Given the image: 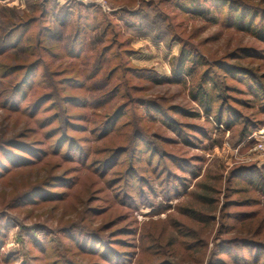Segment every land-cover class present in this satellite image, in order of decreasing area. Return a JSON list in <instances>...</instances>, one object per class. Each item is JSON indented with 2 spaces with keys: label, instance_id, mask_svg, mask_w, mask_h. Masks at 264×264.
I'll return each instance as SVG.
<instances>
[{
  "label": "rangeland",
  "instance_id": "rangeland-1",
  "mask_svg": "<svg viewBox=\"0 0 264 264\" xmlns=\"http://www.w3.org/2000/svg\"><path fill=\"white\" fill-rule=\"evenodd\" d=\"M251 1L257 6L264 7V0ZM45 4L48 13L42 16ZM176 4L177 0H0V40L20 21H30L32 17L34 19L28 27H23L22 30L19 29L14 33L15 41L23 33L21 34L23 42L14 48L12 47L14 44H10L11 48L5 51L6 54L0 55V68L5 73L7 67L18 64L19 61L27 60L33 63L28 78L29 87H24V91L29 92V98L26 101L19 99L22 109L27 106L30 108L38 98L53 93L55 88L51 86L50 79L56 82L62 79L66 74L58 73H61L63 69H70L68 75L71 71L81 68L88 69V72L92 70L93 66L99 63L98 58L102 47L110 45L106 59L103 61L104 69L92 81L100 87V90L91 91L88 87L80 89L78 85H75L64 90L59 89L58 92L63 97L65 95L92 97L104 93L107 89H112L121 80L129 78V87H122L120 94L109 104L113 109L112 106L126 103L125 114L117 125V129L109 132L104 139L98 138L99 132L90 133L89 124H87L86 131L73 129V131L69 130L70 134L82 139L81 145H84L85 149L88 151L92 149L89 164L93 159L102 157L104 147L113 149L116 146L128 145L136 123L145 132V137H153L154 133L159 134L160 137H155V147L150 149L146 148L143 139L138 140V150L142 151H138L135 156L140 157L139 159L135 157L132 161L130 158L132 150L121 154L112 168L116 169L117 174L113 172L115 170H110V173L103 176L92 165L83 167L74 160H65L62 155L65 146L59 156L50 157V163L45 169H42V166L49 161L48 158H45L46 160L41 164L26 165L23 169L8 164L7 167L12 168L9 171L3 169V175L0 178V217L3 213L7 214L5 218H0L2 223L0 264H70L71 261L76 264H166V262L173 263L179 259L183 261V264H208L211 259L214 263L222 260L225 264H241V262L234 261V255L237 253L246 254L252 259L249 252L250 246L238 239L241 236L236 231H229L231 225H240L241 220L224 215H221L220 219L219 213H216L213 214L216 215L215 220L196 222L186 215L181 207L194 203L197 199L195 194L182 193L170 200L166 199L163 194H158L154 199L155 203L151 200L131 205L123 202V193L127 190L131 189L133 194H139L140 184L137 174L155 178L161 175L162 169L175 168L174 161L164 156L166 153L174 152L178 157L187 156L191 159H196L193 157L197 154L205 155V161L199 162V165H202L201 175L191 181L188 188V190L193 188L196 193L198 190L197 186H194L195 182L202 180L209 170L220 169L225 177L235 167L264 164V151L255 148L254 136L236 143L237 131L223 130L214 134L217 142L209 143L208 149L202 151L199 150L200 148H189L182 141L170 142L169 138H178L177 133L172 131L162 119L151 120L145 106L134 107V104L130 102L129 95L139 96L158 104L162 111H165L176 122L205 123L204 113L201 118L196 119L171 111L175 106L186 107L189 110L199 107L191 96L190 83L154 84L136 74L124 72L122 62L125 61L126 64L127 61L129 65L153 69L161 78L170 76L172 71L170 58L172 55H178L182 45L180 40L171 37L170 31L172 34L177 33L184 39L197 44L200 51L209 55L211 59L220 58L225 62L245 67V69L260 72L255 69L259 67L262 69L261 72L264 71L262 59L249 55L245 59L234 58L235 48L242 45L264 51V43L255 39L254 35L234 30L233 27L225 24V13H218L219 24H211L198 16L181 13ZM124 7L131 10L142 8L141 11L148 14L146 17L142 15L143 17L132 18L121 11ZM65 11H70L72 15L67 19V24L63 26L55 16L58 12L63 16ZM157 11H161L160 14L163 16H156ZM81 13L84 17L78 19V14ZM174 13L177 15L174 16ZM164 16L166 20L163 19ZM104 19L105 21L99 27L98 22ZM107 19L113 24L117 23L116 28L120 30L115 45L112 43V31L113 29L117 31L115 27L111 28L109 35L108 33L103 35ZM127 19L139 25V28L127 26L125 22ZM79 23H89L88 32L78 33ZM42 31H44L43 34ZM82 34L84 45L77 42L75 48L78 50L76 53L80 50L83 52L79 57L67 55L68 42H72L74 38L80 41ZM156 36H158L157 39H155ZM121 41L124 44L121 45ZM125 47L132 49V53L124 54L123 57L120 56L121 53L117 55L120 49ZM33 50L35 53L32 52ZM204 69L205 67H202L201 71ZM114 70L113 77L109 78L108 75ZM214 70L213 77L218 83L217 92L221 90L231 95L232 98L230 97L228 103L237 109L233 112H237L238 117L251 116L257 109L251 108V104L250 106L241 105L237 101L242 99L247 102L250 99L249 101L260 106L264 101V81L263 85L260 83L261 89H258L259 96L257 97L249 92L248 85L243 81L234 76H223L226 73L229 75V72L217 68ZM24 73L26 71L17 72L10 78H15L18 82L24 77ZM87 75L81 80L89 85L91 82L86 79ZM0 80L9 81L8 78L2 76ZM108 80L110 83H107ZM233 88L236 91H233ZM123 93L129 95L125 96ZM47 99L33 114L32 108H27L25 113L15 112L11 108L0 109V148L1 145L8 148L12 143L11 139L21 138V141L28 142L43 138L46 130L39 128L38 132H35L39 127L38 121L52 111H59L64 107V104L62 107L59 105L57 107L56 102L53 103ZM220 102L217 101L215 106L217 107ZM50 105L52 107L47 109ZM67 105L69 113L72 114L88 113L91 116L94 112L93 107L85 109L79 104ZM104 110H107V107L104 106L95 111L98 113ZM257 116L264 117L261 114ZM125 122L128 124L120 126ZM26 124L32 126L34 130L25 131L22 127ZM205 124L209 126L208 123ZM242 126L243 119L241 118L235 128L239 130ZM263 131L264 126L254 133L258 134ZM25 134L26 136H21ZM150 140L153 141L152 138ZM45 146L47 148L49 146L48 149L51 150L53 140H49V144ZM153 149L162 151L161 156L152 157ZM5 159L6 155L0 149V160ZM150 159L152 163H149ZM58 165L61 168H57ZM133 165L137 167V173H134L135 175L129 180L127 178L124 183L121 177ZM156 166L157 169H155ZM47 173L60 178H52L48 186L33 192L29 198L24 197L22 202H17V197L26 193L39 176L47 175ZM117 177H119L117 182L110 183L111 179ZM231 179L233 182L228 187H224L225 190L223 188L226 198L221 195V201L243 199L247 195L244 192H237L246 187L242 184L244 180L235 176ZM127 182L134 183L135 187L127 186ZM51 192L56 194H51ZM231 203H229L231 206L226 208L228 213L259 211L258 219H260L256 220L253 227L255 229L259 228L258 225H264V202L250 206H232ZM169 204L171 206H168ZM261 218L263 223L259 224ZM221 224L227 226L223 228V231L220 230ZM191 227L197 229L203 237L201 241L204 245L200 248L191 247L188 242L190 240L184 235ZM262 227V233L258 236L259 238H256L260 241H264V226ZM173 236L178 237V243L171 247L169 243ZM243 237L247 235L243 234ZM232 238H236L237 242L233 244L229 241L233 246H229L226 253H221L223 248H218L216 245L221 239L224 241ZM170 253L173 255L171 256Z\"/></svg>",
  "mask_w": 264,
  "mask_h": 264
},
{
  "label": "trees",
  "instance_id": "trees-1",
  "mask_svg": "<svg viewBox=\"0 0 264 264\" xmlns=\"http://www.w3.org/2000/svg\"><path fill=\"white\" fill-rule=\"evenodd\" d=\"M176 5L180 8L181 13H186L188 14V16H198L202 20L207 21L211 24H219L220 18L218 13H225V24L233 27L234 30L251 33L252 35H254L255 39L264 43V7L255 5L251 0H177ZM43 6L44 9L42 12V16H45L47 15L48 11L46 4ZM141 10L142 8L139 10H131L127 7L121 9L123 13L132 18L136 16L146 17L148 13L142 12ZM160 13L161 11H157V13L155 14L158 17L163 16ZM70 15H72L70 11H65V14L63 16L58 12L55 17H57L58 21L63 26H65ZM176 15L177 14H175L174 16ZM82 17H84L82 13L78 14V19H82ZM258 17L259 19L257 20ZM163 19L166 20V16H164ZM29 20L30 21L25 22L20 21L10 31L2 36L0 40V55L6 54L5 51L11 48L10 44H14L12 46L14 48L15 46H18L21 44V42H23L24 39L21 35L23 33L18 36V39L16 41L13 39L14 33L19 29L22 30L23 27H28L34 19L32 17ZM129 20L130 19L125 20L127 26L137 29L139 28V25L134 23L132 20ZM104 21L105 19L98 22L99 27ZM107 21L108 22L104 28L103 35L106 33H108L109 35L111 33V28H116L117 23L113 24V22L108 19ZM88 26L89 23H79L78 33L83 32L84 34L85 32H88ZM82 29H84V31H82ZM43 33L44 31H42V34ZM170 33L171 37L177 38L182 43L178 55H172L170 58L172 65L170 76L161 78L157 75V72L155 70L146 67L140 68L129 65L127 61V65L125 64V61L122 62L123 65H121L123 66L124 72L136 74L151 81L154 84L190 83L191 96L193 100L197 102L199 107H195L189 110L186 107L175 106L172 107L171 111L178 112L180 114L196 119L201 118L204 113V122L208 123L209 126H207L205 123L176 122L174 121V119L170 118V116L167 115L165 111H162V108L158 104L139 96H131L129 95V92V94H123L125 96L129 95L130 102L134 104V107L140 108L145 106L146 112H148L147 115L151 120L158 121L159 119H162V121L166 125H168L170 129H172V131L177 133L178 138H169L168 140L170 142L182 141L189 148L195 147L200 148L199 150L204 151L205 149H208L209 143L214 144L215 142H217V139L214 138V134L218 131H237L238 139L236 140V143L242 142L246 139H251L254 132L264 126V117L260 118L259 116H257L258 114L264 115V101L260 104V106H257V104L249 101L250 99H247V102L242 99H238L239 101L237 102H239L241 105L250 106L251 104V108L254 107L255 110H257L253 111L251 116H240L243 119V126L239 130H237V128L235 127L238 124L239 119L241 120V118L238 117L239 115L237 112H233L237 109H235L234 106L228 103L232 98L231 95L228 92L225 93V91L221 92V90L217 92L218 83L214 79L213 74L215 72L214 69L216 68L221 71L225 70L226 72H229V75L226 73L223 74V76H234L238 80L243 81L248 85V88L250 90L249 92L258 97L259 90L261 89L260 83L261 85H263L264 81V71L261 72L262 69H259V67L255 69L260 72L245 69V67H242L238 64L225 62L220 58L211 59L209 55H206L205 53H202L200 51V48L197 44L184 39L183 37H181L182 35H179L177 33L172 34V31H170ZM83 34L80 38V41L79 39L77 41V39L74 38L72 42H68L69 45H66L68 50L67 55H74L78 57L80 56L83 50H80L78 53H76V51L78 50L75 47L77 42H79L80 45L83 44ZM112 35V43L113 45H115L117 43V37L120 35V30L117 29L116 31L115 29H113ZM157 37L158 36H156L155 39H157ZM120 44L122 45L124 44V42L121 41ZM109 49L110 45H104V47H102V52L98 58L99 63L97 65H94V68L89 72L88 69L81 68L77 71H71L68 75L67 73L70 69L65 68L63 69V71H61V73H58H63L62 75L66 74L64 75V77H62V79H58L57 82L54 81V79H50L51 86L55 88V91L53 93L47 94V96L38 98L30 107L33 109L32 114L40 109L42 102L47 98V101L50 100L53 103L56 102L57 107L58 105L62 107L63 104L64 107L60 108L59 111H52V113H49V115L42 117L38 121L39 127L36 128L35 132L37 133L39 128L46 130L43 138H38L36 140H31L28 142L21 141V138L11 139L10 142L12 143L8 148L4 145H1L2 147L0 149H2V151L5 153L6 159L4 161L0 160V178L3 175V169L5 171H9L12 168L7 167L8 164L13 165V167H19L23 169L26 165L28 166L41 164L48 158L49 161H47V163L42 166V169H45L50 163V157L59 156L62 153V149L64 146L65 151L62 155L65 160H74L80 163V165L83 167L92 165L94 169L103 176L106 175V173H110V170H115L113 172L117 174L116 169L112 168L119 160L121 154L131 152L132 150L130 156V158H132V161L135 160V157L138 159L140 158L135 156L138 151H142L138 150V140L142 141L143 139L147 149L155 147L154 139L155 137L160 138L159 134L154 133L152 134L153 137H145V132L143 131L141 126L137 125L136 123V127H134V131L130 137L128 145H122L118 147L116 146L113 149H111L110 147H104L102 157L93 159L91 164H89L92 149L90 148L89 151L85 149L84 145H81L82 139H79L69 132V130L73 131V129L78 131H86L88 128L87 124H89L91 126V128L89 129L90 133L94 134L95 132H99L98 138H100L101 140L106 138L109 132L117 129V125L125 114V109L127 107L126 103L119 104L118 106H112L113 109H111V106H109V104L111 103V100L113 98L120 94V90L122 87H129V78L121 80L120 83H117L112 89H107V91H105L104 93L94 95L92 97L81 95H65L63 97L60 96L61 94L58 92L59 89L64 90L66 88H69V86L75 85H78L80 89L88 87L91 91L100 90V87H97V85H95V83H92V81L95 80L99 76L98 74L101 72V70L104 69L103 61H105L106 54L108 53ZM235 49L236 50L233 52V54L234 58L236 59H245L246 56L249 55L257 57V59H262L264 61V51L262 49L247 45H242L239 48ZM32 52L35 53L34 50ZM131 53L132 49L125 47L124 49L121 48L120 52H118L117 55L123 57L124 54L129 55ZM53 54L55 53L53 52ZM10 57L12 56L10 55ZM26 61H19L18 64L7 67V69H5L6 73L0 68V76L9 79V81L7 82L0 80V109L11 108L15 112L23 113L27 111V108L30 109L29 106L22 109L19 100L22 98L24 101H26L29 98V92L24 91V87H29L28 78L31 72V68L33 67V63H31L30 61ZM202 67H205V69L201 71ZM20 71H26V73H24V77L21 80L17 82L15 78H10V76L12 77L15 73ZM114 72L115 70L112 71V73H110L108 77L110 76L109 78H111ZM198 72H200V75H198ZM50 73L51 72L49 71V75ZM86 74H88L86 79L91 82L89 85H86L87 83L82 82L81 80V78H83ZM109 80L107 81V83H110ZM232 90L236 91L235 88H233ZM22 91L23 94H21ZM20 95H22L23 97H20ZM217 101L221 102L216 107L215 104ZM67 104H79L85 109L87 107H93L94 112L91 116L88 113L72 114L69 113L70 111H68ZM104 106L107 107V110L100 111L98 113L95 111L98 108H103ZM51 107L52 106L50 105V107H47V109ZM127 124L128 122H125L120 126H125ZM28 125L29 124H26V126H23L22 128H24L25 131L34 130L32 126ZM26 134L21 136H26ZM150 138H152L153 141H151ZM51 139L53 140V148L51 149L52 151L48 149L49 146L48 148L45 146V144H49V140ZM152 151L154 152L152 157H154L155 155L161 156L162 154V151H158L157 149H153ZM164 156L174 161L175 168H164L162 169V173L160 172L161 175L159 174L155 178L145 176L143 174H137L140 184V188L138 190L139 194L135 195L131 192V189H126L127 192L123 193V202L125 204L131 205L136 204L137 202H148L149 200H151V202L155 203L154 199L158 194H163V196H165L168 200L173 197H177L182 193H184L185 195H189L190 193L192 195L195 194L197 199L194 201V203L185 207H181L186 215L189 218L194 219L196 222H208L211 220H215L216 215L213 214L216 213H219L220 219L221 215H224L229 216L230 218H236V220H241L240 225H231L229 231H236L238 235L241 236L238 239H240L243 244L250 246L249 252L252 256V259H250V257H248L246 254L239 255L237 253L234 255V261L241 262V264H264V241L256 239L259 238L258 236L262 233V226H264L262 224L263 219L261 218L260 220L259 224L262 225H258L259 228L254 229L253 227L256 220L258 219L259 211H252L251 213L236 211L234 213L230 212L231 214L228 213L229 211H226V208H228V206H231L229 204L231 202H233V204L231 203L232 206H250L253 204L260 205L264 202V164L262 166L241 165L233 168L230 171V174L225 177L223 176V171H221L220 169L209 170V172L202 178V180L195 182L194 186H197L198 190V192L196 193V191H193V188H191L190 190H188V188L190 186V182L201 175L202 165H199V162L202 163L205 161V155L197 154L193 157L196 159H191L187 156L178 157L174 152L166 153ZM19 163H22L24 165H21ZM149 163H152V159H150ZM57 168H61V166L58 165ZM155 169H157V166L155 167ZM137 170V167H135L134 165L129 167L121 177L123 178L122 180L124 181V183L126 182L125 180H127V178L129 180L131 176H134V173H137ZM232 176L240 179L242 178L244 180V183L242 184H244L246 187L240 189L242 191L237 192H244L247 195L243 199H234L232 201H227L226 199L221 201V195L224 196L223 198H226V192L224 190L230 183L233 182V179H231ZM52 178L60 177L55 176L54 174L51 175L49 173L44 176H39L32 183V187L27 190L26 193L16 198L17 202H22L21 200H23L24 197L29 198V196L32 195L33 192L42 190L43 187L48 186L51 183ZM118 178L119 177H117L116 179H111L110 183L113 184V182H117ZM119 181H121V179H119ZM127 184V186L129 187H135L134 183L127 182ZM51 194L56 193L51 192ZM168 206L171 205L169 204ZM218 206H220V208ZM6 216L7 214L3 213L2 217L0 218H5ZM221 225L222 226L220 230L223 231V228H226L227 226L223 224ZM1 226L2 223L0 222V227ZM188 230L189 232L185 233L184 235H186L188 240H190L188 241L190 243V246L196 248L202 247L204 245V243H202L201 241L203 237H201L197 229L191 227ZM243 234H246L247 237H243ZM1 236L2 233L0 232V239ZM177 239V236H173L171 238V241L169 243L171 247L175 246V244L178 243ZM235 239H225L226 241H223V239H221L219 243L217 242L218 245L216 246H218V248H223L221 253H226V251L229 250V246H233V244H235L234 242H237L235 241ZM229 241H232L233 244ZM1 242L2 241L0 240V244ZM170 255L172 256L173 253H170ZM70 264L76 263L74 261H71ZM166 264H183V261L179 259L173 261V263H171V261H169V263L166 262ZM208 264L225 263L222 260H218L217 263H214L213 259H211Z\"/></svg>",
  "mask_w": 264,
  "mask_h": 264
},
{
  "label": "built area",
  "instance_id": "built-area-1",
  "mask_svg": "<svg viewBox=\"0 0 264 264\" xmlns=\"http://www.w3.org/2000/svg\"><path fill=\"white\" fill-rule=\"evenodd\" d=\"M256 139V146L255 148L259 151H264V131L262 133H254L252 137Z\"/></svg>",
  "mask_w": 264,
  "mask_h": 264
}]
</instances>
